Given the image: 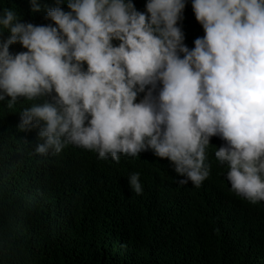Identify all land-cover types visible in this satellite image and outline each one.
<instances>
[{"label": "clouds", "instance_id": "1", "mask_svg": "<svg viewBox=\"0 0 264 264\" xmlns=\"http://www.w3.org/2000/svg\"><path fill=\"white\" fill-rule=\"evenodd\" d=\"M190 3L204 33L191 48L178 24L186 0H145L143 11L133 0H54L46 24L0 9V102L28 103L16 128L38 130L34 154L71 145L119 162L151 151L199 188L216 136L229 191L264 201V0ZM17 43L24 50L10 51ZM139 175L127 176L137 195Z\"/></svg>", "mask_w": 264, "mask_h": 264}, {"label": "trees", "instance_id": "2", "mask_svg": "<svg viewBox=\"0 0 264 264\" xmlns=\"http://www.w3.org/2000/svg\"><path fill=\"white\" fill-rule=\"evenodd\" d=\"M38 3L35 13L29 0H0V9L49 23L43 17L54 0ZM133 3L144 10L145 0ZM178 24L189 48L204 34L190 0ZM22 106L28 103L6 109L0 102V264H264V201L250 204L229 191L227 169L214 158L218 137L210 138V174L197 188L178 184L167 158L151 151L115 162L69 145L40 157L38 130L16 128ZM133 172L140 195L128 186Z\"/></svg>", "mask_w": 264, "mask_h": 264}]
</instances>
